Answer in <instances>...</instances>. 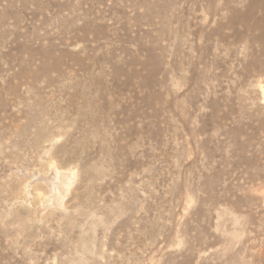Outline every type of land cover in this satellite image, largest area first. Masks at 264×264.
Wrapping results in <instances>:
<instances>
[{
    "label": "rangeland",
    "instance_id": "374dc122",
    "mask_svg": "<svg viewBox=\"0 0 264 264\" xmlns=\"http://www.w3.org/2000/svg\"><path fill=\"white\" fill-rule=\"evenodd\" d=\"M0 264H264V0H0Z\"/></svg>",
    "mask_w": 264,
    "mask_h": 264
}]
</instances>
